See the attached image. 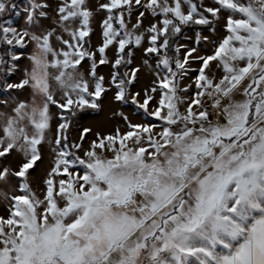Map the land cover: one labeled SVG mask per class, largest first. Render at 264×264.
I'll list each match as a JSON object with an SVG mask.
<instances>
[{
    "label": "snow or ice",
    "instance_id": "6c2138e0",
    "mask_svg": "<svg viewBox=\"0 0 264 264\" xmlns=\"http://www.w3.org/2000/svg\"><path fill=\"white\" fill-rule=\"evenodd\" d=\"M0 264H264V0H0Z\"/></svg>",
    "mask_w": 264,
    "mask_h": 264
},
{
    "label": "rangeland",
    "instance_id": "374dc122",
    "mask_svg": "<svg viewBox=\"0 0 264 264\" xmlns=\"http://www.w3.org/2000/svg\"><path fill=\"white\" fill-rule=\"evenodd\" d=\"M49 2L55 3L56 0H49ZM23 3H24V0L21 2V4ZM90 3L95 5L97 3V0H90ZM103 18H104L103 13H98L95 17V20L92 23V27L94 31L91 34L90 41L93 47L99 46V44L102 42L100 23ZM12 19L17 26H22L23 16L21 17L14 16ZM148 22L149 21L146 20L145 25H147ZM108 55L111 57L113 53L109 51ZM141 60H142V53L137 51L136 63L140 64ZM152 63H154V61H152ZM193 67H196V65H193ZM110 71L111 69L109 66L107 65L100 66L99 72L100 74L105 75L106 79L108 78V74ZM151 79L152 77L149 75L147 69L142 71L140 73L139 82L136 84L135 90H139V89L149 86ZM188 82H189L188 80H185V83H188ZM112 108H116L117 110L124 111L125 114L129 115L130 118H132L133 120L139 121L142 119V115L137 112L134 106L129 105V106H124L120 108L118 105H109L107 102H105L103 111H100L94 114H86L87 118L81 121V123L86 124V125H91L94 128L110 129L114 124L119 122L118 118H114L112 116ZM133 113H136V114L133 115ZM77 136H78V132L73 131L72 137L75 138Z\"/></svg>",
    "mask_w": 264,
    "mask_h": 264
},
{
    "label": "trees",
    "instance_id": "16d2710c",
    "mask_svg": "<svg viewBox=\"0 0 264 264\" xmlns=\"http://www.w3.org/2000/svg\"><path fill=\"white\" fill-rule=\"evenodd\" d=\"M23 0H18L19 3H21ZM14 17V15L12 17H10L11 19ZM94 113H97V112H89L87 114H94Z\"/></svg>",
    "mask_w": 264,
    "mask_h": 264
}]
</instances>
